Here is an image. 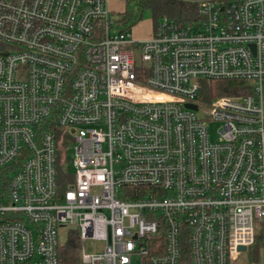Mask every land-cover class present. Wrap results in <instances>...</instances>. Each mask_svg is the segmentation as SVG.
Instances as JSON below:
<instances>
[{
  "label": "built area",
  "instance_id": "1",
  "mask_svg": "<svg viewBox=\"0 0 264 264\" xmlns=\"http://www.w3.org/2000/svg\"><path fill=\"white\" fill-rule=\"evenodd\" d=\"M110 1L0 0V264H59L62 228L79 264H232L264 229V0L141 41Z\"/></svg>",
  "mask_w": 264,
  "mask_h": 264
},
{
  "label": "trees",
  "instance_id": "2",
  "mask_svg": "<svg viewBox=\"0 0 264 264\" xmlns=\"http://www.w3.org/2000/svg\"><path fill=\"white\" fill-rule=\"evenodd\" d=\"M124 10L117 19L118 30L121 33H128L132 28L140 24L144 14L149 12L153 19V24H157L159 19L168 17L178 24L189 23L196 17L198 3L183 0H121ZM232 1V0H231ZM203 95L207 98L248 95L249 88L245 82L234 81L227 83H216L213 81H203ZM262 240V239H261ZM264 241V240H263ZM256 239L251 245L248 257L249 264H260L264 261V246L258 245ZM264 243V242H263ZM264 245V244H263ZM59 264H79L80 247L76 233L69 229L66 241L58 246Z\"/></svg>",
  "mask_w": 264,
  "mask_h": 264
},
{
  "label": "rangeland",
  "instance_id": "3",
  "mask_svg": "<svg viewBox=\"0 0 264 264\" xmlns=\"http://www.w3.org/2000/svg\"><path fill=\"white\" fill-rule=\"evenodd\" d=\"M183 1H190V2H204V1H208V0H183ZM211 1V0H209ZM110 7L111 9V17L113 20H117L121 13L123 12V4L121 2V0H111L110 1ZM140 27L145 28V29H150V27H152V29L154 30L155 24H153V19L151 17V14L149 12H146L144 14L143 20H142V25H140ZM135 28V27H134ZM132 28L128 34L132 37V39L135 40V36L134 34H136V29ZM136 53H138V50L135 49ZM261 101H262V108H263V113H264V83L261 86ZM212 127V131L214 132L215 130V125L213 124ZM74 142L71 138H69V143H68V149L66 151L67 153V158L68 160L71 159L72 154H73V148H74ZM66 170L67 172H69L70 174H74V170L72 168V166L70 165V163L68 165H66ZM12 175V174H11ZM264 229H262V225L260 223H254V235L255 238L259 241L258 245L260 248H262L264 245ZM67 232H69V230L67 228H62L59 230V242L60 244H63L66 241L67 238ZM262 239V240H261ZM103 244L96 242V241H87L84 244L83 247V252L85 255L90 256V255H94V254H100L103 250ZM251 248L247 249L245 252H241L240 256L238 257V260L232 264H249V251ZM133 264H135L136 260L134 259ZM260 264H264L263 262H260Z\"/></svg>",
  "mask_w": 264,
  "mask_h": 264
},
{
  "label": "crops",
  "instance_id": "4",
  "mask_svg": "<svg viewBox=\"0 0 264 264\" xmlns=\"http://www.w3.org/2000/svg\"><path fill=\"white\" fill-rule=\"evenodd\" d=\"M122 4H123V2H122ZM122 10H124V4H123V9ZM140 25H142V21L140 22V24H138L134 28V29L137 28L136 34H134L135 40H137V41L140 40L141 41V40H148V39H150L152 37V35H153V29H152V27H150V29H145V28L142 29V27H140Z\"/></svg>",
  "mask_w": 264,
  "mask_h": 264
},
{
  "label": "water",
  "instance_id": "5",
  "mask_svg": "<svg viewBox=\"0 0 264 264\" xmlns=\"http://www.w3.org/2000/svg\"><path fill=\"white\" fill-rule=\"evenodd\" d=\"M188 107H190V109H192V110H194V111L197 109L195 106H192V107H191V106H188ZM71 133H73V130H71ZM240 251H241V252H245L246 249L242 247V248H240Z\"/></svg>",
  "mask_w": 264,
  "mask_h": 264
}]
</instances>
